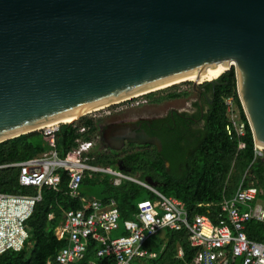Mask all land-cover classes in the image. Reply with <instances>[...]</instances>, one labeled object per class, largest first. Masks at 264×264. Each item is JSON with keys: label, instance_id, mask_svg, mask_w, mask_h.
I'll return each instance as SVG.
<instances>
[{"label": "water", "instance_id": "obj_1", "mask_svg": "<svg viewBox=\"0 0 264 264\" xmlns=\"http://www.w3.org/2000/svg\"><path fill=\"white\" fill-rule=\"evenodd\" d=\"M223 66L264 147V0H0V142ZM137 128L102 137L159 146Z\"/></svg>", "mask_w": 264, "mask_h": 264}, {"label": "trees", "instance_id": "obj_2", "mask_svg": "<svg viewBox=\"0 0 264 264\" xmlns=\"http://www.w3.org/2000/svg\"><path fill=\"white\" fill-rule=\"evenodd\" d=\"M214 82L213 87L210 82L205 83L211 102L206 100L208 107L200 136L182 154L176 169L167 167L161 152L150 143L126 142L121 149L106 146L100 138V128L93 113L84 114L70 123H61L52 137L36 130L1 141L0 165L21 161L51 148H55L59 157L78 151L86 164L113 168L121 165V170L127 175L133 177L138 173L139 180L151 178L158 191L181 200L188 220L195 214H206L214 224L227 223L219 203L223 197L232 196L244 174V184L256 186L260 190L256 200L264 201V158L254 156L253 136L238 98L234 68L221 73ZM192 91V85L190 89L174 87L152 101L188 97ZM154 92L144 95L153 96ZM228 96L233 98L239 118L245 123L241 136L235 132L228 135L225 129L228 117L224 99ZM81 142H90V146L80 148ZM239 142L243 143V147H239ZM57 172L61 177L57 188H41V199L35 203L25 221L28 236L23 247L18 251L1 253L0 264H46L47 261L56 264L55 255L66 244V239H58L55 229L62 222L64 211L82 206L80 197L71 196L68 192V172L63 169ZM110 178L108 174L92 172L90 175L85 171L79 191L84 196L83 187L98 186L102 202L115 200L121 225L124 220L133 217L137 201L156 197L152 191L134 181L126 179L114 185ZM0 192L35 194L36 188L19 183L17 167L0 166ZM244 231L249 239H264L262 222L248 220ZM162 233L165 238L158 234L148 239L146 247L157 249L158 243L165 241L164 250L156 258L146 259L145 264H194L196 248L189 244L188 231L184 226L177 230L166 228ZM120 234H127V231L121 228ZM96 246L94 241L88 243L85 260L96 259L103 264L106 259L96 256ZM179 247L181 255L178 254ZM229 257L231 264H238V257L233 254Z\"/></svg>", "mask_w": 264, "mask_h": 264}, {"label": "built area", "instance_id": "obj_3", "mask_svg": "<svg viewBox=\"0 0 264 264\" xmlns=\"http://www.w3.org/2000/svg\"><path fill=\"white\" fill-rule=\"evenodd\" d=\"M224 102L228 117L225 126L227 134L235 132L243 135L245 123L239 118L233 98L228 96ZM61 123H49L38 130L52 137ZM89 145L86 143L84 147ZM239 147H243L242 142H239ZM253 149L255 157L264 158V147L254 143ZM0 166L17 167L19 183L36 188L35 194L0 192V254L6 250L18 251L23 247L28 236L25 221L31 215L35 203L41 199V188H57L61 179L58 169L68 172V192L74 197H79L78 188L84 171L99 170L111 174L115 182L133 179L152 191L156 198L137 201V211L133 217L122 223L127 234L110 237L109 233L120 225L115 200L104 203L97 198L80 197L81 208L64 211L63 221L57 229V236L66 239L67 243L56 253V264H99L95 259L85 261L90 241L97 244L96 256L108 260V263L105 260V264H145V258L156 255V252L144 247L146 240L163 228L180 229L182 226L188 231L189 244L197 248L193 259L195 264H229L230 254L240 259L239 264H264V239H249L244 231L248 220L264 223V204L256 200L260 190L252 184H244L245 174L232 196L223 197L219 203L221 212L227 214L228 222L214 224L206 214H195L188 220L178 198L164 195L148 183L119 170L86 164L79 152L59 157L56 150L51 149Z\"/></svg>", "mask_w": 264, "mask_h": 264}, {"label": "flooded vegetation", "instance_id": "obj_4", "mask_svg": "<svg viewBox=\"0 0 264 264\" xmlns=\"http://www.w3.org/2000/svg\"><path fill=\"white\" fill-rule=\"evenodd\" d=\"M196 93V99L192 102L191 111H180L177 109H170L165 116H158L156 118H142L134 123L138 128L136 131H141L148 137L157 138L159 146H155L156 150L163 155L167 167L176 169L178 167L179 159L185 150L192 145L200 136L201 129L204 123V114L207 110L209 99L208 86L202 85L200 93L193 89ZM211 99H209V102ZM118 123V122H112ZM110 124L100 128L101 139L102 133ZM103 143L112 149H121L127 140L119 148L110 147L109 144L102 140ZM139 143V142H133ZM120 163V161L118 162ZM121 166V165H120Z\"/></svg>", "mask_w": 264, "mask_h": 264}, {"label": "rangeland", "instance_id": "obj_5", "mask_svg": "<svg viewBox=\"0 0 264 264\" xmlns=\"http://www.w3.org/2000/svg\"><path fill=\"white\" fill-rule=\"evenodd\" d=\"M193 80H182L172 83L165 87L153 90V96H146L138 94L131 98H126L114 104L98 108L90 113L96 118L98 125L106 126L112 122H134L142 118H156L158 116H165L170 109H177L180 111H191L192 102L196 99L195 91H192L188 97L163 99L160 102L152 101L153 98L165 95L167 91L175 89H190ZM169 88H166L168 87ZM169 89V90H168ZM113 124V123H112ZM134 177L139 178L137 174ZM81 191L85 198L99 197L100 188L98 186L83 187ZM264 204V201H261ZM120 231L113 230L109 233L110 237H116Z\"/></svg>", "mask_w": 264, "mask_h": 264}, {"label": "crops", "instance_id": "obj_6", "mask_svg": "<svg viewBox=\"0 0 264 264\" xmlns=\"http://www.w3.org/2000/svg\"><path fill=\"white\" fill-rule=\"evenodd\" d=\"M226 107V106H225ZM226 114H227V111H226ZM100 127V126H99ZM100 138H101V134H100ZM103 140V139H102ZM86 143H90V142H86ZM86 143H80L79 144V146H80V148H85V149H87L88 147H84V145L86 144ZM51 149H54L55 150V148H51ZM51 149H49V150H51ZM48 151V150H47ZM72 152H78V151H72ZM71 153V152H70ZM37 155V154H36ZM35 156V155H34ZM102 167V166H101ZM106 167H109V166H106ZM119 167L121 168V166L119 165L118 166V168H113V167H110V168H112V169H115V170H119V171H121V172H123L121 169H119ZM85 171H87V172H90V175H91V173L92 172H100V173H103V174H108V176L109 177H111L110 178V180H111V182H112V184H114V185H118L122 180H126V179H122V180H120L119 182H115V181H113V178H112V175L111 174H109V173H107V172H104V171H92V170H85ZM85 171H84V176H85ZM124 173V172H123ZM125 174V173H124ZM127 175V174H126ZM137 175H138V173H137ZM83 176V177H84ZM130 176V175H129ZM132 177V176H131ZM133 178H135V179H137V180H139L138 178H136V177H134L133 176ZM145 178H149V177H145ZM145 178H144V180H140V181H143V182H146L145 181ZM127 180H131V181H134V182H136L135 180H133V179H127ZM153 181V180H152ZM136 183H138V182H136ZM147 183V182H146ZM138 184H140V183H138ZM141 185V184H140ZM143 186V185H142ZM156 186V185H155ZM155 186H153V187H155ZM146 188V187H145ZM78 190H79V188H78ZM79 197H83V198H85V196H81L80 195V191H79ZM92 198H97V199H100L99 197H90V198H86V199H92ZM156 198V197H155ZM154 198V199H155ZM176 198V197H175ZM81 199V198H80ZM101 200V199H100ZM180 200V199H179ZM181 201V200H180ZM226 214V213H225ZM134 215V214H133ZM226 217H227V214H226ZM63 221V220H62ZM62 223V222H61ZM61 223L56 227V229H55V235H56V237L58 238V239H61V238H59L58 236H57V229H58V227L61 225ZM121 228H124V226L123 225H119L118 226V228L116 229L117 231H121ZM125 229V228H124ZM164 229H166V228H163L161 231H159L158 233H156L154 236H156V235H158V234H160L163 238H165L164 237V235H163V233H162V231L164 230ZM168 229H172V228H168ZM126 230V229H125ZM173 230H177V229H173ZM127 231V230H126ZM121 234H119L118 236H120ZM125 235V234H124ZM154 236H152V237H154ZM151 237V238H152ZM150 239V238H149ZM148 241V239L146 240V242ZM95 242V241H94ZM144 243V247L146 248V249H148L149 251H153V252H156V255L154 256V257H147V258H145L144 259V262H145V260L146 259H154V258H156L157 257V255L159 254V253H161L163 250H164V248H165V241H162V242H159L158 243V248L157 249H149L148 247H146V244L147 243ZM189 242V241H188ZM67 243V242H66ZM66 245V244H65ZM97 245V244H96ZM97 247V246H96ZM193 247V246H192ZM196 248V247H195ZM181 249V247H179V249H178V254L179 255H181L182 254V252L181 253H179V250ZM181 251H182V249H181ZM58 252V251H57ZM196 252H197V248H196ZM230 256V255H229ZM229 258V264H231L230 263V257H228ZM88 260H90V259H88ZM96 260V259H95ZM85 261H87V260H85ZM97 261V260H96ZM239 261L240 260H238V264H239ZM98 262V261H97ZM99 263V262H98ZM103 264L105 263V261H103L102 262ZM193 263H194V261H193ZM46 264H50V261H49V263H48V261H47V263ZM99 264H101V263H99ZM195 264V263H194Z\"/></svg>", "mask_w": 264, "mask_h": 264}, {"label": "bare ground", "instance_id": "obj_7", "mask_svg": "<svg viewBox=\"0 0 264 264\" xmlns=\"http://www.w3.org/2000/svg\"><path fill=\"white\" fill-rule=\"evenodd\" d=\"M228 68V66H223V67H219V68H216V69H213V70H209V71H206V72H202L200 74H196V75H192V76H189V77H186V78H182L180 80H176V81H173L171 83H167L165 85H160V86H157V87H154L152 90H156V89H159V88H162V87H165L167 85H171L172 83H176L178 81H182V80H193V81H197V82H204L206 80H211V79H214V78H217L219 75H221V73H223L226 69ZM148 91V90H147ZM145 92V91H144ZM139 93H143V92H139ZM139 93H136L134 95H138ZM133 95V96H134ZM139 96V95H138ZM132 96H130L131 98ZM101 107H104L103 106H100L98 108H101ZM96 108V109H98ZM78 117L75 116V117H67V118H64L61 120V122H72L74 121V119H76ZM260 146V145H259ZM262 147V146H260Z\"/></svg>", "mask_w": 264, "mask_h": 264}]
</instances>
